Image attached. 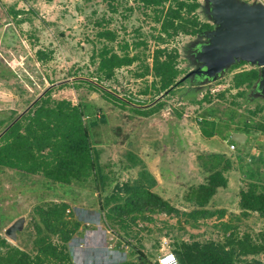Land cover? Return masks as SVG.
Instances as JSON below:
<instances>
[{"label": "rangeland", "instance_id": "obj_1", "mask_svg": "<svg viewBox=\"0 0 264 264\" xmlns=\"http://www.w3.org/2000/svg\"><path fill=\"white\" fill-rule=\"evenodd\" d=\"M111 1L112 5H117L116 11H112L111 5L104 0H0V119L7 120L23 111L48 88H52V99L64 98L73 104L79 101L89 103L96 118L99 114L105 116V122H99L93 128L105 170L112 171L111 175H116L119 182L134 178L139 167L125 168L123 165L127 163L126 152H133L155 176L157 185L153 191L169 202L171 200L181 211L189 208L183 202L187 187L181 183L196 184L204 178L196 156L212 155L214 150L226 151L234 169L226 173V187L218 188L207 205L213 210H225L224 216L218 219L216 214L199 221L198 227H192L183 221L180 214L158 213L151 215L152 220L149 221L137 219L135 224L129 225L126 233L120 226L107 225L99 209L97 193L90 188L55 185L41 175H23L6 169L0 170V233L5 236V229L15 219L24 216L23 227L17 232L16 240L7 238L10 244L24 248L29 243L26 228H31L34 207L64 199L69 204L67 214L80 222L67 242L74 264L135 262L141 257L140 253L146 256V264H156L162 251H172L175 237L184 241L220 240L223 233L218 226L219 221L237 224L240 234L254 236L264 229V218L256 214L243 216L238 207V192L247 182L244 175L252 168H262L261 180L264 182V164L259 161L264 157V133L255 129L247 145L238 144L234 150L228 151V143L232 141L230 131L241 117L231 114V111L226 113L231 107L248 115L246 109L262 106L254 117H249L256 124L263 116L264 96L252 91L251 87L245 90V95L235 97L237 89L231 87L235 72L253 66L243 63L231 71L228 69L215 81L191 84L190 79H186L172 95L156 96L152 90L143 94L142 90L149 87L152 76L137 78L134 73L141 69L143 62L150 64L152 61L158 24L152 19L153 10L142 8L138 0ZM252 1L264 4V0L248 2ZM200 2L197 17L202 22H210L204 11L206 4L204 0ZM14 11H19L20 15L14 17ZM103 28L114 31L116 38L113 41L98 39L96 33ZM138 40L146 41L147 47L130 48L129 51L130 54L137 51L139 60L116 69L109 80L96 78L94 72L98 57L93 50L107 45L121 53L120 44L126 41L131 47ZM199 40L201 37L198 35H178L161 46L176 48L179 52L177 66L187 72L195 67L190 60V48ZM38 49L48 54V61L36 60L34 54ZM73 72L77 75L69 74ZM80 80L97 82L99 86L93 89ZM104 90L134 103L145 100L143 104L147 105L161 99L165 104L154 114L141 116L129 107L120 108ZM220 92L224 93L223 99L217 97ZM230 101L238 105L232 106ZM210 107H217L220 113L214 116L217 123L214 124L213 138L198 131L201 128L198 117ZM257 258L262 259V255Z\"/></svg>", "mask_w": 264, "mask_h": 264}, {"label": "trees", "instance_id": "obj_2", "mask_svg": "<svg viewBox=\"0 0 264 264\" xmlns=\"http://www.w3.org/2000/svg\"><path fill=\"white\" fill-rule=\"evenodd\" d=\"M104 1L111 5L112 11L117 10V5H112L111 0ZM138 1L142 8L153 10L152 19L158 24L156 28L158 34L154 36L157 45L151 54V63L143 62L140 65L141 69L134 73V77L152 76L149 87L143 88V94H148L152 90L157 96L168 90L163 96L172 95L182 84L177 77L186 73V70L177 66L178 50L161 45L178 35H197L209 29L211 24L202 22L197 17L196 11L201 7L200 0ZM13 15L14 17L20 15V12L14 11ZM138 29H135L136 33ZM96 37L113 41L116 34L108 28H103L97 31ZM140 46L146 48V41H134L131 47L124 41L119 45L121 53L107 45L93 50L98 57L94 72L96 78L99 81L109 80L113 78L116 69L130 66L139 60L140 54L137 51L130 54L129 49ZM34 55L39 62L49 59L48 54L42 49L36 50ZM243 63L246 62L241 61L232 65L229 71ZM69 74L77 75L75 72ZM257 76L255 66L235 72L231 82V87L237 89L234 96L245 95V90L253 87ZM80 81H84L93 89L99 86L97 82L94 84L90 80ZM51 90L52 88L46 89L23 111L11 115L9 119H0V170L10 169L23 175H41L55 185L72 184L79 188H90L93 193H97L99 209L107 225L120 226L126 233L129 232L127 231L129 225L135 224L137 219L149 221L152 220L151 215L158 213L180 214L183 221L192 227H198L199 221L214 217L216 214L218 219L224 216L225 210H213L207 205L217 189L227 185L226 173L234 169L229 156L224 153L197 155L204 178L203 181L188 187L183 195V202L187 203L189 208L185 207L181 211L171 203V200L169 202L153 191L157 185L155 176L133 152H126L127 163L123 165L125 168L139 167L134 178L119 182L116 175L114 177L111 175L112 171L105 170L106 165L100 159L101 150L97 147L99 141L94 139L93 133V128L99 122H105L104 114H99V118H96L93 106L87 102L79 101L73 104L64 98L52 99ZM104 93L115 103L118 102L116 105L120 108L129 107L135 114L141 116L154 114L165 104L159 99L144 105L145 100L134 103L113 92ZM217 97L223 99L224 93H218ZM204 99L208 101L206 96ZM230 104L238 105L235 101H230ZM262 108L258 106L252 110L246 109L248 115L231 107L226 110V113L231 111V114L241 117L233 124L231 131L246 135L244 146L250 142L252 131L255 129L264 133V114L256 124L252 123L250 118ZM14 113L13 109L12 114ZM217 114H220L217 107L206 108L200 113L199 125L204 136L214 135V124L217 123L214 116ZM231 143L238 145L234 141ZM259 161L263 165L264 157ZM261 169L260 166L252 168L244 175L248 178L247 182L238 192V207L243 216L256 214L264 218V182L261 180L263 175ZM68 209L69 204L64 199L37 204L31 215V228L30 226L26 228L29 243H26L24 248L18 244H10L7 237L0 233V264H74L67 242L77 231L80 222L71 217V214H67ZM218 226L223 233L220 240L184 241L175 237L171 249L179 263L264 264V229L252 236L249 233L240 234L238 225L231 222L219 221ZM140 255L135 262L123 261L117 264H146V256L142 253ZM258 255H262V259L257 258Z\"/></svg>", "mask_w": 264, "mask_h": 264}, {"label": "water", "instance_id": "obj_3", "mask_svg": "<svg viewBox=\"0 0 264 264\" xmlns=\"http://www.w3.org/2000/svg\"><path fill=\"white\" fill-rule=\"evenodd\" d=\"M205 14L214 26L199 33L204 41L198 43L191 56L195 67L178 81L196 77L197 81H215L232 65L244 61L257 67L258 76L253 90L264 96V4L245 0H204ZM168 90L161 95L167 94ZM230 139L243 144L246 135L232 132ZM24 216L15 219L6 229L5 236L12 241L22 230Z\"/></svg>", "mask_w": 264, "mask_h": 264}, {"label": "built area", "instance_id": "obj_4", "mask_svg": "<svg viewBox=\"0 0 264 264\" xmlns=\"http://www.w3.org/2000/svg\"><path fill=\"white\" fill-rule=\"evenodd\" d=\"M229 149L234 150L235 144L230 143ZM157 264H180L176 255L172 251H162L157 257Z\"/></svg>", "mask_w": 264, "mask_h": 264}, {"label": "flooded vegetation", "instance_id": "obj_5", "mask_svg": "<svg viewBox=\"0 0 264 264\" xmlns=\"http://www.w3.org/2000/svg\"><path fill=\"white\" fill-rule=\"evenodd\" d=\"M210 21V20H209ZM210 24H211V27L209 28V29H212L214 26L212 25V23L211 22H209ZM209 29H205V30H209ZM198 36H199V34H197ZM202 41H204V37H201V40H199V41H197V42H195L194 44H192V47L190 48V58H191V56L193 55V53H194V51L196 50V48H197V45H198V43H200V42H202ZM191 60V59H190ZM191 79H193V81H192V83L191 84H196V83H199V81H197V79H196V77H194V78H191ZM188 82H189V80H187ZM252 91H254V92H256L255 90H253L252 89ZM257 93V92H256Z\"/></svg>", "mask_w": 264, "mask_h": 264}, {"label": "crops", "instance_id": "obj_6", "mask_svg": "<svg viewBox=\"0 0 264 264\" xmlns=\"http://www.w3.org/2000/svg\"><path fill=\"white\" fill-rule=\"evenodd\" d=\"M198 131H199V134H202V135H203V133H201V128H199ZM230 132L232 133V132H234V131H230ZM231 133H230V134H231ZM203 136H204V135H203ZM214 136H215V135L211 136L210 138H213ZM230 143H231V142H230ZM230 143H228V151H229V144H230ZM215 152H218V153H224V154L227 155V152H226V151L224 152V151H222V150H220V151L214 150V153H215ZM196 159H197V161H199L198 158H197V156H196ZM198 163H199V162H198ZM198 166H199V167H198ZM198 166H197V167L201 170L202 168H201V166H200V163L198 164ZM201 171H202V170H201ZM187 180H188V179H187ZM181 184H183V185H181V186H186V187H187L186 190H188V187H189L190 185H192L193 183L185 182V183H181ZM179 185H180V184H179ZM179 187H180V186H179ZM186 190H185V191H186Z\"/></svg>", "mask_w": 264, "mask_h": 264}]
</instances>
